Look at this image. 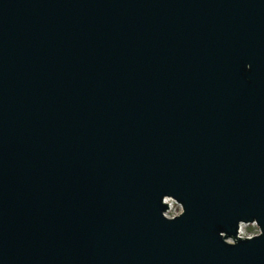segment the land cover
Returning <instances> with one entry per match:
<instances>
[{
    "label": "water",
    "instance_id": "1",
    "mask_svg": "<svg viewBox=\"0 0 264 264\" xmlns=\"http://www.w3.org/2000/svg\"><path fill=\"white\" fill-rule=\"evenodd\" d=\"M0 264H264V0H0Z\"/></svg>",
    "mask_w": 264,
    "mask_h": 264
},
{
    "label": "built area",
    "instance_id": "2",
    "mask_svg": "<svg viewBox=\"0 0 264 264\" xmlns=\"http://www.w3.org/2000/svg\"><path fill=\"white\" fill-rule=\"evenodd\" d=\"M168 201V210L176 212L177 210L181 209V206L178 202H176L174 199L170 197H165ZM255 230V233H257L258 227L255 222L250 223H240L238 227V234L239 236H245L253 234V231Z\"/></svg>",
    "mask_w": 264,
    "mask_h": 264
},
{
    "label": "clouds",
    "instance_id": "3",
    "mask_svg": "<svg viewBox=\"0 0 264 264\" xmlns=\"http://www.w3.org/2000/svg\"><path fill=\"white\" fill-rule=\"evenodd\" d=\"M253 234H255V230L253 231Z\"/></svg>",
    "mask_w": 264,
    "mask_h": 264
}]
</instances>
